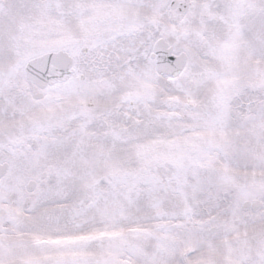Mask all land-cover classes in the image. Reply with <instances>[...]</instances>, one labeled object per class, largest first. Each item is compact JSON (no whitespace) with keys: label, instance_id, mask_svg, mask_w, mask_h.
Here are the masks:
<instances>
[{"label":"snow or ice","instance_id":"snow-or-ice-1","mask_svg":"<svg viewBox=\"0 0 264 264\" xmlns=\"http://www.w3.org/2000/svg\"><path fill=\"white\" fill-rule=\"evenodd\" d=\"M0 264H264V0H0Z\"/></svg>","mask_w":264,"mask_h":264}]
</instances>
